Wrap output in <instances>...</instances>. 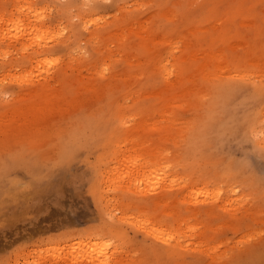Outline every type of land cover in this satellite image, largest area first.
<instances>
[{
	"label": "rangeland",
	"instance_id": "rangeland-1",
	"mask_svg": "<svg viewBox=\"0 0 264 264\" xmlns=\"http://www.w3.org/2000/svg\"><path fill=\"white\" fill-rule=\"evenodd\" d=\"M84 254L264 264V0H0V264Z\"/></svg>",
	"mask_w": 264,
	"mask_h": 264
},
{
	"label": "bare ground",
	"instance_id": "bare-ground-1",
	"mask_svg": "<svg viewBox=\"0 0 264 264\" xmlns=\"http://www.w3.org/2000/svg\"><path fill=\"white\" fill-rule=\"evenodd\" d=\"M249 118H250V116H249ZM248 123L251 124L250 120H249ZM249 127L251 128L250 125H249ZM250 128H249V129H250ZM250 130H251V129H250ZM261 136H262V135H261ZM257 137H258V136H257ZM262 138H263V136H262ZM258 139H259V138H258ZM257 144H258V146H259L260 142L258 141ZM147 182H148V181H147ZM150 182H151V180L149 181V183H150ZM145 189H147V188L144 187V190H145ZM142 191H143V189H142ZM145 191H146V190H145ZM159 233H162L163 236H165V234H166V232H164V231H160ZM163 233H164V234H163ZM149 234H150V233H149ZM155 236H156V235H155ZM160 236H161V235H160ZM166 236H167V235H166ZM160 238H161V237H160ZM166 238H167V237H166ZM169 239H171V238H169ZM169 239H166V240H169ZM89 240H90V239H89ZM169 241H170V240H169ZM96 242H97V241H96ZM90 243H91V242H90ZM93 244H94V243H93ZM101 245H103V244H101ZM89 246H90V244H89ZM89 246H88V249H89ZM83 247H84V246H83ZM86 247H87V246H86ZM91 247H93V246H91ZM94 247H95V246H94ZM98 247H99V246H98ZM102 247H103V246H102ZM99 248H101V247H99ZM99 248H98L97 250L94 249V251H93V249L91 248V249H92L91 253H92V252H95V250L97 251V253L102 252V251H101L102 249L99 250ZM104 248H105V247H103V249H104ZM88 249H87V250H88ZM105 249L107 250V247H106ZM89 250H90V249H89ZM98 250H99V251H98ZM106 250H105V253H106ZM81 251H82V250H81ZM81 251H80V252H81ZM89 252H90V251H89ZM89 252H88V253H89ZM107 252H108V251H107ZM91 253H90V254H91ZM102 253H103L104 255H106V254L104 253V251H103ZM100 254H101V253H100ZM109 254H111L110 256L112 257V260H113V257H114V256H112V253H110V252H109ZM109 254H108V255H109ZM82 255H83V254H82ZM84 256L86 257V259H85L84 257L81 259L82 262H84V260H86L83 264H90V263L88 262L90 259L87 258V256H86L85 254H84ZM79 257H80V256H79ZM107 257H108V256H107ZM71 259H72V258H71ZM91 259H92L93 262H94V259H93V258H91ZM101 259H103V258H101ZM101 259L98 258V260H96V259H95V260H96V261H99V260H101ZM114 259H115V257H114ZM87 260H88V261H87ZM108 260L111 261L109 258H108ZM108 260H106V262H108ZM74 261H79V262H81L80 260H77V259L74 260ZM74 261H73V262H74ZM96 261H95V262H96ZM104 261H105V260H104ZM63 262H66V263H67V261H63ZM93 262H91V264H94ZM99 262H100V261H99ZM106 262H105V263H106ZM56 263H57V262H56ZM68 263L71 264L70 261H69V259H68ZM105 263L100 262V264H105ZM73 264H75V263H73ZM96 264H97V263H96ZM107 264H108V263H107Z\"/></svg>",
	"mask_w": 264,
	"mask_h": 264
}]
</instances>
